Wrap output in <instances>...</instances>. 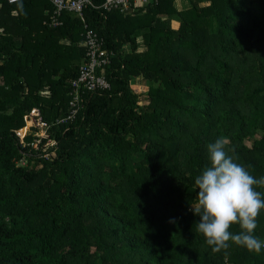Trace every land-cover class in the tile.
Instances as JSON below:
<instances>
[{
    "label": "trees",
    "instance_id": "trees-1",
    "mask_svg": "<svg viewBox=\"0 0 264 264\" xmlns=\"http://www.w3.org/2000/svg\"><path fill=\"white\" fill-rule=\"evenodd\" d=\"M89 1L53 25L49 0H0V264H264L213 251L191 210L217 138L264 176V0ZM87 31L109 87L67 117ZM34 108L44 136L20 140Z\"/></svg>",
    "mask_w": 264,
    "mask_h": 264
},
{
    "label": "clouds",
    "instance_id": "clouds-1",
    "mask_svg": "<svg viewBox=\"0 0 264 264\" xmlns=\"http://www.w3.org/2000/svg\"><path fill=\"white\" fill-rule=\"evenodd\" d=\"M18 7H23L22 0ZM207 153L210 163L194 180L197 202L191 210L199 217L196 230L213 251L226 248L231 242L260 253L264 238L256 236L254 230L256 217L264 209V193L256 186L264 185V176L254 177L236 162L226 151L222 137L207 145ZM234 223L240 231L229 230Z\"/></svg>",
    "mask_w": 264,
    "mask_h": 264
},
{
    "label": "built area",
    "instance_id": "built-area-1",
    "mask_svg": "<svg viewBox=\"0 0 264 264\" xmlns=\"http://www.w3.org/2000/svg\"><path fill=\"white\" fill-rule=\"evenodd\" d=\"M18 1L19 0H7L9 4H14ZM49 1L53 6V16H54L52 19L53 25L59 24L56 18L60 16V13L63 10L75 12L79 14V16L81 17V10L83 9V7H85L86 5H91V2L89 0H49ZM149 1L151 0H105L102 5V8L107 11L116 8H119L120 10L124 11V10H128L131 5L134 7H140L147 4ZM86 39H87L86 46L88 49L86 55L87 61L86 63L82 64L79 67L78 76L72 82L71 87H72L73 97L72 100L70 101L71 112L67 117H70L77 111L76 108L79 102L81 101L80 93L82 90L86 89V90L94 91L95 89H105L109 87L108 83L105 81V79L102 76L95 75V70L101 67L102 65L106 64L108 61L106 57V53L105 51H102L100 49V41L98 42L96 36L90 31L86 32ZM32 110L34 115L29 114L28 118H31V116L40 118L38 109L34 108ZM41 124L43 126V123ZM50 143L51 145L54 144V142H50Z\"/></svg>",
    "mask_w": 264,
    "mask_h": 264
},
{
    "label": "rangeland",
    "instance_id": "rangeland-1",
    "mask_svg": "<svg viewBox=\"0 0 264 264\" xmlns=\"http://www.w3.org/2000/svg\"><path fill=\"white\" fill-rule=\"evenodd\" d=\"M181 3L185 4L186 1L182 0ZM138 41H140V38H138ZM139 48H141V47H139ZM137 82H138V79H135L134 84H137ZM30 115H34L33 110L31 111ZM32 126H38L40 128L42 127V124L40 122L39 117L31 116V118L27 119L24 130L18 131V134H19L18 136H19L20 140H22V138L26 135H33V136H42L43 135L44 130H41L39 132H34L32 130Z\"/></svg>",
    "mask_w": 264,
    "mask_h": 264
}]
</instances>
